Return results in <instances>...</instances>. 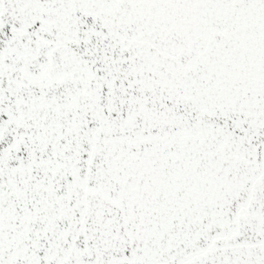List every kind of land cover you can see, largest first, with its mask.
<instances>
[{
	"label": "snow or ice",
	"instance_id": "obj_1",
	"mask_svg": "<svg viewBox=\"0 0 264 264\" xmlns=\"http://www.w3.org/2000/svg\"><path fill=\"white\" fill-rule=\"evenodd\" d=\"M0 264H264V0H0Z\"/></svg>",
	"mask_w": 264,
	"mask_h": 264
}]
</instances>
